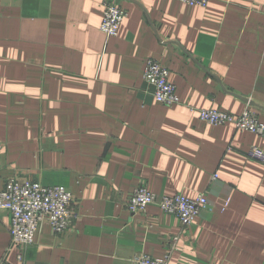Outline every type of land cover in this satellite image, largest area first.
I'll return each mask as SVG.
<instances>
[{
	"label": "crops",
	"instance_id": "1",
	"mask_svg": "<svg viewBox=\"0 0 264 264\" xmlns=\"http://www.w3.org/2000/svg\"><path fill=\"white\" fill-rule=\"evenodd\" d=\"M104 1L0 0V190L16 178L74 195L70 228L44 221L31 245L0 210V264H264V166L247 157L264 137L199 115L249 107L264 122V0H113L128 12L115 37ZM149 58L179 104L154 99ZM140 185L208 205L190 225L134 213Z\"/></svg>",
	"mask_w": 264,
	"mask_h": 264
},
{
	"label": "built area",
	"instance_id": "2",
	"mask_svg": "<svg viewBox=\"0 0 264 264\" xmlns=\"http://www.w3.org/2000/svg\"><path fill=\"white\" fill-rule=\"evenodd\" d=\"M182 3L205 7L209 0H178ZM103 20L100 29L109 37L119 34L121 25L128 15L126 9L113 0L103 3ZM143 78L153 89L154 99L166 106L181 102L176 86L170 81V71L155 58L146 61ZM201 120L211 125L232 124L239 131H247L264 137V122L257 112L247 107L241 114L224 112L213 108L199 109ZM2 145L0 144V151ZM250 160L264 166V148L253 145L247 151ZM217 178V175H214ZM72 191L61 185L44 186L32 181L21 182L11 178L0 190V210L10 213V234L13 244L31 245L44 223L48 221L57 234L64 233L72 223ZM157 205L169 214L176 215L183 225L192 224L208 205L204 193L192 199L183 194L173 196L158 195L144 185L138 186L131 194L127 206L136 213L149 205ZM178 238L175 237L174 240ZM170 253L163 258H155L146 253L137 254L133 264H168Z\"/></svg>",
	"mask_w": 264,
	"mask_h": 264
}]
</instances>
